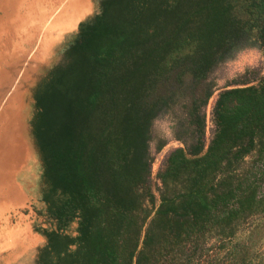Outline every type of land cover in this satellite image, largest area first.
<instances>
[{"label": "trees", "instance_id": "trees-1", "mask_svg": "<svg viewBox=\"0 0 264 264\" xmlns=\"http://www.w3.org/2000/svg\"><path fill=\"white\" fill-rule=\"evenodd\" d=\"M249 40L264 52V0H100L78 21L67 59L33 90L43 197L57 224L43 231L37 264H193L211 235L229 244L211 264L251 263L262 218L243 240L229 237L264 212V77L220 89L204 149L201 138L212 91L203 77ZM174 105L181 144L158 172L154 203L149 125Z\"/></svg>", "mask_w": 264, "mask_h": 264}, {"label": "rangeland", "instance_id": "rangeland-1", "mask_svg": "<svg viewBox=\"0 0 264 264\" xmlns=\"http://www.w3.org/2000/svg\"><path fill=\"white\" fill-rule=\"evenodd\" d=\"M99 7L100 0H0V79H11L9 83L2 84L5 88L0 91V112L2 114L13 101L19 104L18 111L20 106L24 111L26 131V149L23 148L7 177L0 178V193L14 191L16 181H13V176L28 174L26 165L27 168L31 165L26 181L29 186L20 194V200L15 202L5 197L0 200V264H37L38 247L45 242L43 231L57 227L43 197L47 183L32 133L31 120L37 109L33 90L36 82L51 67L61 65L67 59L65 48L72 40L78 21L92 16ZM263 77L264 52L251 40L229 50L206 71L203 80L212 84V91L201 107L205 116L202 149L213 131L211 108L218 91L229 86L255 84ZM180 115V108L174 105L158 112L149 125L146 153L150 159L148 182L154 203L160 187L158 172L163 169L168 152L181 144L172 135L174 121ZM161 141L163 144L157 150L156 146ZM258 218H262L264 223V212L248 215L229 237L230 243L243 240ZM75 225L73 219L63 230L74 234ZM261 230V240L253 247L250 264H264V228ZM34 235L41 237L37 239ZM223 241L226 242L225 237ZM219 245V235L203 240L195 250L193 264H211L216 259L221 260L229 244Z\"/></svg>", "mask_w": 264, "mask_h": 264}, {"label": "crops", "instance_id": "crops-1", "mask_svg": "<svg viewBox=\"0 0 264 264\" xmlns=\"http://www.w3.org/2000/svg\"><path fill=\"white\" fill-rule=\"evenodd\" d=\"M11 79H0V91L5 88L2 84H7ZM16 97V96H15ZM13 97V99H16ZM19 105V104H18ZM18 105L13 101L10 105H8L3 113L0 112V178L7 177L9 169L17 162L20 157L23 148H25L24 144L26 131L24 124V111L21 109L20 112ZM17 106V107H16ZM3 110V109H1ZM33 168V167H32ZM26 169L28 174L22 173L18 176H13L14 182V191L9 190V194L0 193V200L5 197V199L10 201H19L20 194L23 190L29 186L28 175L31 171V165ZM26 171V170H25ZM24 171V172H25ZM11 181V182H13ZM26 182V183H24ZM12 185V184H11ZM37 239H40L41 236H33ZM32 237V238H33ZM35 238V240H36ZM34 240V238H33ZM43 240V238H42Z\"/></svg>", "mask_w": 264, "mask_h": 264}, {"label": "bare ground", "instance_id": "bare-ground-1", "mask_svg": "<svg viewBox=\"0 0 264 264\" xmlns=\"http://www.w3.org/2000/svg\"><path fill=\"white\" fill-rule=\"evenodd\" d=\"M81 5H82V4H81ZM81 7H83V6H80V8H81ZM78 8H79V7H78ZM80 8H79V9H80ZM82 9H83V8H82ZM72 10H73V8H72ZM73 11H74V10H73ZM75 11H77V10H75ZM77 12H78V11H77ZM78 13H79V12H78ZM74 14H75V13H74ZM45 17H47V16H45ZM46 19H47V18H46ZM48 25H49V24H48ZM51 34H52V33H51ZM5 59H6V58H5ZM2 76H3V75H2Z\"/></svg>", "mask_w": 264, "mask_h": 264}]
</instances>
